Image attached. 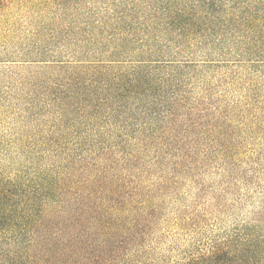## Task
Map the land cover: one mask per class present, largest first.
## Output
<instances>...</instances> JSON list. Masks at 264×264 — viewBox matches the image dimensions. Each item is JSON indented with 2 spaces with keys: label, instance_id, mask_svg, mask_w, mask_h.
Masks as SVG:
<instances>
[{
  "label": "trees",
  "instance_id": "16d2710c",
  "mask_svg": "<svg viewBox=\"0 0 264 264\" xmlns=\"http://www.w3.org/2000/svg\"><path fill=\"white\" fill-rule=\"evenodd\" d=\"M4 2L73 51L0 166V264H264V0Z\"/></svg>",
  "mask_w": 264,
  "mask_h": 264
},
{
  "label": "rangeland",
  "instance_id": "374dc122",
  "mask_svg": "<svg viewBox=\"0 0 264 264\" xmlns=\"http://www.w3.org/2000/svg\"><path fill=\"white\" fill-rule=\"evenodd\" d=\"M5 3L0 0V166L13 172L39 150L46 149L38 138L39 131L45 133L42 137H48L50 131L47 103L53 96L47 87L57 86L66 76L59 67L71 60L73 48L62 41L58 30L61 26L43 27L27 3ZM54 30L58 32L55 37ZM36 144L39 148H35ZM40 162L49 164L52 158L45 156ZM211 181L210 177L206 179V188L212 185ZM197 191L187 186L181 193L190 198ZM251 209L252 206L247 211ZM246 214L245 211L243 215ZM163 227L160 233L174 232Z\"/></svg>",
  "mask_w": 264,
  "mask_h": 264
}]
</instances>
